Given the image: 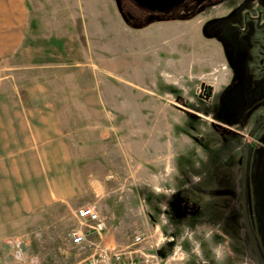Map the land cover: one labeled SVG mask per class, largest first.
I'll return each mask as SVG.
<instances>
[{"label":"rangeland","instance_id":"rangeland-1","mask_svg":"<svg viewBox=\"0 0 264 264\" xmlns=\"http://www.w3.org/2000/svg\"><path fill=\"white\" fill-rule=\"evenodd\" d=\"M25 1L35 30L38 10L62 12L61 29L71 42H14L10 53L9 42H0V264H47L50 258L61 264L64 256L48 251L59 232L72 242V256L86 257L88 249L72 241L83 226L76 212L108 200L121 204L114 210L121 246L148 232L144 246L166 248L167 264H177L178 242L186 254L182 264H216L210 247L217 243L225 250L223 264H257L240 181L246 135L264 112V29L250 23L240 33L208 22L220 5L195 18L164 14L152 22L133 0ZM75 16L77 22H65ZM11 17L0 15V27ZM89 22L95 50L78 42L86 39ZM35 52L39 63H31ZM230 66L239 68L237 85ZM220 99L232 111L228 123L217 114ZM53 103L61 109L48 110ZM95 104L107 109L92 110ZM219 122L234 130L220 134ZM263 130L264 124L249 155L247 176H259L250 180L247 208L264 257L261 160L256 167ZM220 177L224 183L215 182ZM224 186L230 196L214 192ZM209 229L213 236L205 242Z\"/></svg>","mask_w":264,"mask_h":264},{"label":"crops","instance_id":"crops-1","mask_svg":"<svg viewBox=\"0 0 264 264\" xmlns=\"http://www.w3.org/2000/svg\"><path fill=\"white\" fill-rule=\"evenodd\" d=\"M26 3L27 2L25 0H0V4H2V6H0V15L1 16H3V14L13 15V17L11 18H5L3 20L5 25H3V27L2 26L0 27V31H1L0 32V42H9V44H7V47L10 48L9 53L12 52L14 42H65L62 40V39H65V37L70 39L69 37L70 34H68V32L64 34L63 32L65 30L61 29L63 21H61L62 19L61 17L59 18L58 14L62 12H56L55 10H53L52 12L49 11L50 13H47V12L40 13V11L38 10L36 13H34L35 15H37L35 22L37 23L38 28L37 30L31 28L32 18L30 17H31V14L33 13L30 11V8ZM79 5L82 6V2L79 1ZM14 15L17 17H14ZM89 15H90L89 20L90 21L94 20L92 17V13H90ZM64 20H66V18ZM72 21L77 22L78 17L75 16V18H73L72 20L70 18L69 20H66L65 22L73 23ZM83 23H85V21ZM94 24H97V23H94ZM88 25L89 26L85 29L86 39L84 41L80 39V41L78 42H85L87 43V45H90L92 49L94 48L93 50H95V47L93 46L91 42V36L89 33V29L91 30L92 26L94 25L91 22H89ZM201 31H202V34L205 36L202 29ZM196 34L198 35V33ZM70 42H71V39H70ZM27 46L30 47V45H27ZM92 53L90 54L92 55ZM40 61L41 60L39 59L38 52H35L31 63H39ZM47 107H48V110H55V111L58 110L57 103H53V105L48 104ZM91 109L96 111V110L107 109V107H104V106L101 107L99 104H95L93 107L91 106ZM117 151L120 153L119 149H117ZM102 157L107 163H109L107 159H109L110 157L107 153L102 151ZM91 204H92V207L99 210L100 212H101V209L99 207H102V206L107 207L106 210L110 213V214L103 213L107 217L110 223L108 231L105 233V236L103 237V243L105 244V246H108V245L111 247L121 246V230H119V227L115 219L116 216L114 213L115 207L121 206V204L118 202L115 203V201L110 202L109 200L100 205L97 204L96 201H92ZM93 205H95L96 207ZM81 207H84V205L80 206L79 208ZM85 226H86L85 229L83 228L84 226H80V228L84 229L87 232V234L91 236L93 239H96L95 232L88 225L85 224ZM52 243H53V246H51L52 249H48L50 253L48 251L47 253L52 254V255L54 254L58 256H64L65 258L64 261L61 262L60 260L61 264H83L85 263L86 258L91 251L90 248H87L88 249L86 252L87 256L83 258H76L75 256H72V253L70 251L71 249L69 246V245H72V242L70 240H65L64 242L63 238L60 236V232L58 234H55L52 240ZM161 255L166 260L167 263L170 262V259L166 257L167 256L166 248L161 250ZM50 259L51 260H48V262H46L47 264H59L58 262L55 263L53 258H50ZM38 264H44V263L40 262Z\"/></svg>","mask_w":264,"mask_h":264},{"label":"flooded vegetation","instance_id":"flooded-vegetation-1","mask_svg":"<svg viewBox=\"0 0 264 264\" xmlns=\"http://www.w3.org/2000/svg\"><path fill=\"white\" fill-rule=\"evenodd\" d=\"M133 1H135L144 10L148 11L149 19L152 22L157 21L158 19L162 18V16L164 14H169V15L172 14V15H170L173 17L172 19H178V20H184L187 17L192 16V15H193L192 18H195L199 15L204 14L208 10H211L212 7L220 5L221 7L217 8V13H219V15H216L212 18H209L208 22H211V21L223 22V24H226V26H228L230 29H232V28L238 29L240 31V33L247 32L248 31V25L250 23L253 24L256 27V29H258V30L264 29V0H251L246 6L243 7V9L240 12H239V9L245 0H152V1H150V6L147 5L146 3H143L141 0H133ZM173 12H176L177 15L174 14ZM182 14H187V16L184 17ZM174 17H177V18H174ZM202 30H203V33L206 35L207 31L204 30L203 26H202ZM216 36H217V34H216ZM220 38L221 37H219L218 40ZM219 43L222 46L224 55L227 56V54H226L227 53V48H226L227 46L222 43V38L219 40ZM226 60H227V58H226ZM236 67L237 66L232 68L230 66V68L232 69V79L234 78L233 85L238 84L239 68L238 67L236 68ZM229 88L230 87H228L226 90H228ZM226 90L224 91V93L226 92ZM226 109H229L228 105H226L220 99L218 102V105L216 107V111H218L217 114L220 116L221 122L228 123L229 120H232L233 115H232L231 110H226ZM263 114H264V112L259 117H257L255 122L251 125L248 133L251 131L253 126L258 122V120L263 116ZM221 122H219V125L221 127H217L220 130V132H219L220 134H222V135L223 134L226 135L228 133L230 134V129L234 130L232 128H229V129L224 128L226 125L224 126V124ZM263 124H264V121L262 122L260 127L263 126ZM260 127L257 129V131L255 132V134L252 138V143H251V147L249 150V155H250L252 148H255V146H256L255 142H256V139L258 137L257 133H258ZM248 133H247L246 137L248 136ZM261 133H262V135L260 137L261 142H260V145L257 147L258 150H257V154H256V157H257L256 158V165H257L256 167H258L260 160L264 164V130ZM244 150H245V141H244ZM244 150H243V157H244ZM259 156L261 158H259ZM248 162H249V156H248ZM242 164H243V162H242ZM256 167H255V171H256ZM247 173H248V164H247ZM258 173H259V171H256V175L255 174L252 175V172H250V176H247V174H246V201H248L249 196L251 195L250 180H251V178H252V180H253V178L255 180L259 176ZM241 175H242V169H241ZM260 175L262 177L261 179H263L262 181H263V185H264V171L261 172ZM220 176L222 177V175H220ZM216 178H218V176ZM215 182L221 183L222 178L219 180L218 179L215 180ZM222 183H224V181ZM227 190H228V196H230L232 194L231 193L232 190L230 188H228V189L225 188V186L219 187L218 189H215L214 192L216 194H219V196H220L222 193L224 195H226ZM207 191L210 192L211 190H207ZM189 196L190 195L187 194V196H186L187 201L191 200ZM263 196H264V194H263ZM241 199H242V177H241V181H240V205H241ZM250 201L251 202L253 201L251 196H250ZM185 207L187 208L188 211L191 210V206L186 202H185ZM241 209H242V205H241ZM247 210H248V208H247ZM248 215H249V213H248ZM242 216H243V213H242ZM249 219H250V215H249ZM243 220H244V218H243ZM256 241H257V239H256ZM257 244H258V242H257ZM259 250H260V248H259ZM262 254L263 253H261V255ZM262 257H263V255H262ZM263 259H264V257H263Z\"/></svg>","mask_w":264,"mask_h":264},{"label":"built area","instance_id":"built-area-1","mask_svg":"<svg viewBox=\"0 0 264 264\" xmlns=\"http://www.w3.org/2000/svg\"><path fill=\"white\" fill-rule=\"evenodd\" d=\"M76 217L81 225H88L96 234V239H93L82 228L72 232L74 244L91 249L85 264H167L158 242L150 248L144 246L151 238L148 232L136 234L125 246H105L103 237L110 225L107 217L92 206L79 208Z\"/></svg>","mask_w":264,"mask_h":264},{"label":"water","instance_id":"water-1","mask_svg":"<svg viewBox=\"0 0 264 264\" xmlns=\"http://www.w3.org/2000/svg\"><path fill=\"white\" fill-rule=\"evenodd\" d=\"M143 3H146L150 6V1L152 0H141ZM251 0H245L244 3L241 5L239 12L243 9L244 6H246ZM264 121V114L263 116L258 120V122L253 126L251 131L248 133V136L245 139V150H244V157H243V164H242V199H241V205H242V213L244 218V224L247 231V235L250 241V246L254 252L257 264H264V259L261 255V252L259 250L256 237L249 219L248 210H247V201H246V174H247V164H248V156H249V150L252 143V138L257 131V129L260 127L262 122Z\"/></svg>","mask_w":264,"mask_h":264},{"label":"clouds","instance_id":"clouds-1","mask_svg":"<svg viewBox=\"0 0 264 264\" xmlns=\"http://www.w3.org/2000/svg\"><path fill=\"white\" fill-rule=\"evenodd\" d=\"M192 181L195 183L199 180V177L192 176ZM213 236V232L209 229L202 233L203 241H210ZM184 236H181V241L184 239ZM187 238L192 241V233L187 232ZM200 248V241L194 242L193 251L198 252ZM210 251L213 255L216 264H223V260L225 258V250L221 244H213L210 247ZM173 258L177 261V264H182V262L186 259V254L181 250L180 243L178 242L173 248Z\"/></svg>","mask_w":264,"mask_h":264}]
</instances>
